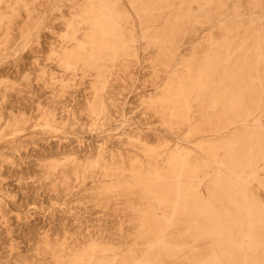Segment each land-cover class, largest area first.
<instances>
[{
	"label": "rangeland",
	"instance_id": "1",
	"mask_svg": "<svg viewBox=\"0 0 264 264\" xmlns=\"http://www.w3.org/2000/svg\"><path fill=\"white\" fill-rule=\"evenodd\" d=\"M0 264H264V0H0Z\"/></svg>",
	"mask_w": 264,
	"mask_h": 264
}]
</instances>
